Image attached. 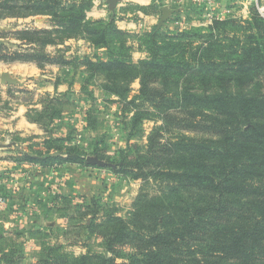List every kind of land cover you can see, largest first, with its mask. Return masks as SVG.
<instances>
[{
    "label": "trees",
    "instance_id": "obj_1",
    "mask_svg": "<svg viewBox=\"0 0 264 264\" xmlns=\"http://www.w3.org/2000/svg\"><path fill=\"white\" fill-rule=\"evenodd\" d=\"M92 6L93 0H0V15H50L57 27L47 35L90 41L97 52L84 59L85 81L96 79L133 104L134 127L148 119L161 124L145 148L130 145L111 159L142 186L128 218L112 210L98 222L94 211L88 228L103 250L76 256L45 246L35 264H264V16L253 7L247 19L182 32L156 26L137 36L118 27L115 13L88 17ZM132 36L148 53L137 62ZM137 79L139 92L130 99ZM99 142L104 136L94 142L104 157ZM1 240L9 247L1 243L0 264H26L15 244ZM122 246L133 248L127 260L108 255Z\"/></svg>",
    "mask_w": 264,
    "mask_h": 264
},
{
    "label": "rangeland",
    "instance_id": "obj_2",
    "mask_svg": "<svg viewBox=\"0 0 264 264\" xmlns=\"http://www.w3.org/2000/svg\"><path fill=\"white\" fill-rule=\"evenodd\" d=\"M178 3L177 24L163 30L207 28L211 16L247 19L253 7L264 16V0ZM56 27L50 15H0V236L16 245L26 264H35L45 246H62L76 256L103 250L101 237L88 228L94 211L98 222L112 210L128 218L142 186V179L125 177L111 159L130 145L145 148L161 124L148 119L134 127L133 104L105 92L96 79L85 81L90 73L84 59L97 52L95 45L44 33ZM129 39L142 49L139 37ZM139 87L132 84L130 99ZM103 136L101 157L94 142ZM69 151L85 160L70 159ZM131 253L133 248L122 246L108 255L123 261Z\"/></svg>",
    "mask_w": 264,
    "mask_h": 264
},
{
    "label": "crops",
    "instance_id": "obj_3",
    "mask_svg": "<svg viewBox=\"0 0 264 264\" xmlns=\"http://www.w3.org/2000/svg\"><path fill=\"white\" fill-rule=\"evenodd\" d=\"M170 9L167 18H164V7ZM180 5L178 0H117L114 9L109 5L102 4V0H94V5L88 11V17L92 19H107L112 13L119 17L116 21L118 27L132 35H142L150 32L157 26L162 28L166 25H176ZM208 23H210L208 21ZM137 46V43H134ZM95 53L87 56L95 57ZM145 49L133 48L132 55L134 61H139L147 56ZM133 83L140 85L137 79Z\"/></svg>",
    "mask_w": 264,
    "mask_h": 264
},
{
    "label": "water",
    "instance_id": "obj_4",
    "mask_svg": "<svg viewBox=\"0 0 264 264\" xmlns=\"http://www.w3.org/2000/svg\"><path fill=\"white\" fill-rule=\"evenodd\" d=\"M108 2L110 4V7L112 9H114L115 6H116V4H117V0H108ZM163 11H164V18H167L168 15H169L170 9L167 6H165L164 9H163ZM2 80L3 81L10 82V80L8 78H6L5 75L3 76V79ZM91 161L96 163V160H94L92 158H91Z\"/></svg>",
    "mask_w": 264,
    "mask_h": 264
},
{
    "label": "built area",
    "instance_id": "obj_5",
    "mask_svg": "<svg viewBox=\"0 0 264 264\" xmlns=\"http://www.w3.org/2000/svg\"><path fill=\"white\" fill-rule=\"evenodd\" d=\"M216 18H217V17L211 16L210 19H208V21H209L210 23H212L214 20H216Z\"/></svg>",
    "mask_w": 264,
    "mask_h": 264
}]
</instances>
